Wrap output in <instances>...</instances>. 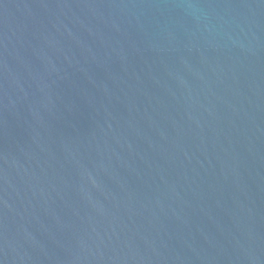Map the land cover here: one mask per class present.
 I'll list each match as a JSON object with an SVG mask.
<instances>
[{
  "label": "water",
  "instance_id": "water-1",
  "mask_svg": "<svg viewBox=\"0 0 264 264\" xmlns=\"http://www.w3.org/2000/svg\"><path fill=\"white\" fill-rule=\"evenodd\" d=\"M0 264H264V0H0Z\"/></svg>",
  "mask_w": 264,
  "mask_h": 264
}]
</instances>
